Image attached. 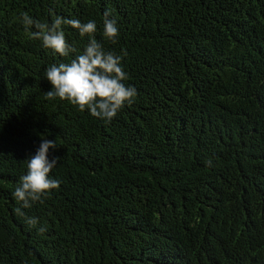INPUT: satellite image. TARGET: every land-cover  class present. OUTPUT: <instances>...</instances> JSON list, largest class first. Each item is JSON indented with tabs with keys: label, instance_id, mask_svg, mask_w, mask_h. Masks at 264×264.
Wrapping results in <instances>:
<instances>
[{
	"label": "trees",
	"instance_id": "obj_1",
	"mask_svg": "<svg viewBox=\"0 0 264 264\" xmlns=\"http://www.w3.org/2000/svg\"><path fill=\"white\" fill-rule=\"evenodd\" d=\"M25 12L96 21L135 102L105 122L45 99L90 37L63 26L61 57ZM41 136L61 184L23 209L33 228L13 192ZM0 264H264V0H0Z\"/></svg>",
	"mask_w": 264,
	"mask_h": 264
},
{
	"label": "clouds",
	"instance_id": "obj_2",
	"mask_svg": "<svg viewBox=\"0 0 264 264\" xmlns=\"http://www.w3.org/2000/svg\"><path fill=\"white\" fill-rule=\"evenodd\" d=\"M110 17L111 12L105 11L103 34L115 43L119 29L116 20ZM21 20L25 31H30L32 38L40 40L44 48L53 50L61 57H69L77 51L67 42L63 26L70 25L79 31L81 37H90L82 53L66 63L53 64L46 69L45 75L51 90L45 92V99L66 100L80 111L87 110L92 116L105 122H111L125 105L135 102L137 89L125 83L129 75L122 60L127 53L124 51L120 55L105 50L103 44L94 38L97 31L96 21L81 23L78 19H66L57 15L51 23H46L34 19L26 12ZM33 28L35 30L31 31ZM57 148L56 141L41 136L39 148L26 159L27 172L19 178L13 192L20 205L15 213L33 228L38 225V218L28 216L23 209H29L37 202L44 203V198L50 191L59 189L61 181L50 175L59 162V157L50 158V149ZM206 163L211 166L212 161L208 160ZM38 231H47L46 225L40 226Z\"/></svg>",
	"mask_w": 264,
	"mask_h": 264
}]
</instances>
